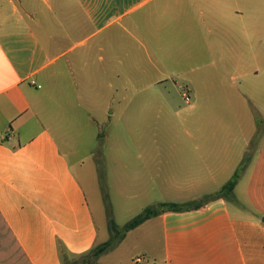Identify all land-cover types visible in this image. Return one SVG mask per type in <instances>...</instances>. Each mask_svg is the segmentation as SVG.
<instances>
[{"label":"crops","instance_id":"crops-1","mask_svg":"<svg viewBox=\"0 0 264 264\" xmlns=\"http://www.w3.org/2000/svg\"><path fill=\"white\" fill-rule=\"evenodd\" d=\"M180 80L196 102L211 92L210 106L232 105L231 81L234 102L261 106L257 129L237 114L136 132L132 180L158 188L155 205L183 203L220 190L245 162L236 201L135 230L158 226L153 264H264V0H0V264H62L100 245L73 171L76 140L113 108L131 126L171 108ZM59 99L69 131L51 114Z\"/></svg>","mask_w":264,"mask_h":264},{"label":"rangeland","instance_id":"rangeland-1","mask_svg":"<svg viewBox=\"0 0 264 264\" xmlns=\"http://www.w3.org/2000/svg\"><path fill=\"white\" fill-rule=\"evenodd\" d=\"M180 83L183 84V88L180 87L177 90L171 108H152L153 111L148 120L147 116L138 118L132 126L121 120L118 112L120 108H113L116 111V116L111 119L100 118L99 123L88 128L83 132L84 135L76 140L78 141V146L75 145L77 154L70 156L73 171L83 185L91 204L99 230V244L110 239V217L115 220L119 227H123L148 206H156L158 201L164 199L161 194L158 195V188L150 185L151 183L146 177H141L138 181L132 180L130 163L133 162L135 165L137 163L134 157L131 158L130 155L132 134L155 130H194L195 122L198 121L199 117L233 116L237 114L244 117L250 116L253 123L248 125L247 131H256L255 119L258 118V112H261L262 108L258 102L254 104H244L239 101L237 104L234 102L231 97L233 91L231 81H228L231 89L230 95L228 92L225 94L228 101H232V105L217 99L212 106L209 105L212 101L209 97L211 92H198L202 95V102H196L195 92L192 91L193 86L188 81L182 83L180 80ZM185 93H188L192 99L190 105L185 102L183 96ZM55 98L58 99L60 96L57 95ZM59 100L63 101L61 103L64 106L52 108L51 114L58 122L62 121L63 124H66L69 131V101ZM257 141V139L254 140L253 146L259 145ZM67 152L69 153V149ZM80 160L83 162L80 163ZM235 201V198L229 200L231 206H234ZM136 230L129 232L125 239L98 260L86 257V255L74 256L71 257L70 263L134 264L133 260L140 255L146 258L145 261L153 264L154 261L161 258L162 254L161 235L158 226L153 227L152 224H146L140 231ZM145 239L148 244L146 247H144ZM143 253H146L147 256H143Z\"/></svg>","mask_w":264,"mask_h":264},{"label":"trees","instance_id":"trees-1","mask_svg":"<svg viewBox=\"0 0 264 264\" xmlns=\"http://www.w3.org/2000/svg\"><path fill=\"white\" fill-rule=\"evenodd\" d=\"M246 166L245 162L239 168L233 178L225 184L220 190L207 194L203 196L201 199H197L194 201L183 202V203H173V202H162L156 206H151L146 208L141 214L134 217L128 223H126L123 227H119L115 220L110 217L109 218V232L110 239L103 244L95 246L90 252L87 254H83L81 256L91 257V259L98 260L104 254L112 250L116 247V245L126 238L127 234L147 221L156 218L165 213H187L192 211H197L202 209L205 205L220 199L230 200L234 199V190L241 178L244 167ZM70 257L63 254V262L62 264H71ZM83 264H90L89 262H85ZM98 264V263H94Z\"/></svg>","mask_w":264,"mask_h":264},{"label":"built area","instance_id":"built-area-1","mask_svg":"<svg viewBox=\"0 0 264 264\" xmlns=\"http://www.w3.org/2000/svg\"><path fill=\"white\" fill-rule=\"evenodd\" d=\"M185 102L190 105L192 103V99L188 93L183 94Z\"/></svg>","mask_w":264,"mask_h":264}]
</instances>
